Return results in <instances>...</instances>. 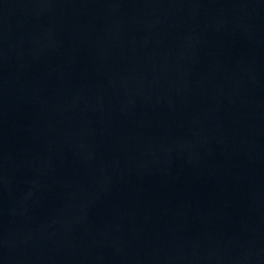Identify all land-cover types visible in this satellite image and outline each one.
<instances>
[{
  "label": "water",
  "instance_id": "95a60500",
  "mask_svg": "<svg viewBox=\"0 0 264 264\" xmlns=\"http://www.w3.org/2000/svg\"><path fill=\"white\" fill-rule=\"evenodd\" d=\"M0 264H264V0H0Z\"/></svg>",
  "mask_w": 264,
  "mask_h": 264
}]
</instances>
